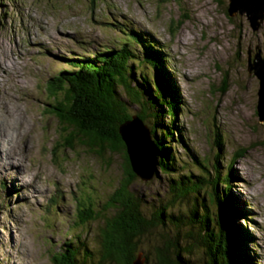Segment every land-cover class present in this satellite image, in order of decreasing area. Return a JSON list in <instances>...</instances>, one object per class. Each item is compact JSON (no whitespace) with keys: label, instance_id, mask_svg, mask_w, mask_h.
Masks as SVG:
<instances>
[{"label":"rangeland","instance_id":"obj_1","mask_svg":"<svg viewBox=\"0 0 264 264\" xmlns=\"http://www.w3.org/2000/svg\"><path fill=\"white\" fill-rule=\"evenodd\" d=\"M228 6L229 0H0V138L21 144L10 158L0 150V185H7L6 190L0 186V264H52L53 255L74 236L91 254L85 260L82 246L80 264L99 262L102 224L76 227L77 206L90 198L95 210L107 216L103 208L122 179V160L113 155L100 159L80 147L56 148L60 127L48 112L46 88L58 74L73 71L72 57L92 59L129 44L142 59V47L150 43L164 56L182 101L174 124L165 107L159 121L173 134L169 145L176 171L138 180L131 191L151 209L150 218L154 208L171 200L172 179L211 181L218 169L222 183L233 175L230 195L246 217L235 222L251 239L244 250L256 264H264V122L257 113L259 81L248 72L249 53L252 59L258 52L264 55V20L254 31L246 14L230 18ZM134 70L137 89L144 84L138 76L150 78L155 71L143 64ZM128 105L132 116L140 110ZM240 151L244 158L231 164ZM211 191V184H204L199 195L172 211L189 217L188 209L205 199L216 214ZM172 229L178 235L171 225L143 238L142 264H154L155 250ZM184 231L179 232L185 238ZM194 252L191 264H207L206 255Z\"/></svg>","mask_w":264,"mask_h":264},{"label":"trees","instance_id":"obj_2","mask_svg":"<svg viewBox=\"0 0 264 264\" xmlns=\"http://www.w3.org/2000/svg\"><path fill=\"white\" fill-rule=\"evenodd\" d=\"M134 40L138 41L136 37ZM154 47L151 43L143 46L142 59L129 44L124 45L121 51L97 53L92 59L72 57L68 61H71L73 71H64L48 82L46 90L51 100L48 112L57 118L60 127V141L56 148H85L100 159L113 155L119 157L123 165L122 179L103 208L108 212L107 216L95 210L90 198L80 199L75 226L84 227L101 222L98 233L101 253L99 262L95 264H135L142 251L143 238L157 228L169 227L171 230V225L176 228L178 235H174L172 229L171 235L163 237V246L154 252V264H191L189 257L195 254V249L207 256V264H256L244 250L245 242L251 241L250 236L235 222L245 216L235 206L236 200L230 195L233 175L225 176L222 183L218 169H215L211 181L203 177L194 180L186 177L185 181L184 177L179 181L172 179L171 200L154 208L150 218L147 212L151 209L147 210L141 198L131 191V187L141 178L132 167L122 126L135 117L143 124L150 120L155 122L148 130L158 151V171L164 174L176 171L175 155L169 145L173 134L169 127L159 121L164 116L165 107L171 119L170 124H174L181 99L176 86L175 89L170 83L164 56ZM140 64L152 67L155 71L150 78L148 74H140L138 78L144 84L137 89L132 86L138 75L134 66ZM129 103L140 109L134 116L128 113ZM216 144L221 151L223 143L220 135ZM244 153L240 151L231 164L244 158ZM156 176L158 173L154 178ZM206 183L212 187L208 196L217 208L216 214H211L205 199L200 205L195 203L188 209L189 217L186 213L175 214L172 211L176 209L174 206L185 203L190 196L199 195ZM220 183L225 187L221 193L217 189ZM2 188L5 190L6 185L2 184ZM195 200L198 201V198ZM182 228L186 232L185 238L179 232ZM82 246L86 251L85 260H91V254L81 237L74 236L65 244L63 251L53 255L52 264H80L78 256Z\"/></svg>","mask_w":264,"mask_h":264},{"label":"water","instance_id":"obj_3","mask_svg":"<svg viewBox=\"0 0 264 264\" xmlns=\"http://www.w3.org/2000/svg\"><path fill=\"white\" fill-rule=\"evenodd\" d=\"M228 12L230 17L246 14L252 29L258 31L264 20V0H229ZM248 61V72L253 73L259 81L257 113L260 122H264V55L258 52L252 59L249 53ZM145 128L136 117L122 126V135L129 146L132 167L143 181L151 180L159 172L158 151L149 130ZM138 259L135 264H142L140 257Z\"/></svg>","mask_w":264,"mask_h":264},{"label":"bare ground","instance_id":"obj_4","mask_svg":"<svg viewBox=\"0 0 264 264\" xmlns=\"http://www.w3.org/2000/svg\"><path fill=\"white\" fill-rule=\"evenodd\" d=\"M115 39V38H114ZM15 67V66H14ZM7 68V67H6ZM5 68V69H6ZM2 124V123H1ZM3 131V130H2ZM0 133H1V131H0ZM24 134H26V133H24ZM23 136V135H22ZM27 136V135H26ZM8 137V136H7ZM6 136L5 137H2V138H0V150L3 152V155H7L9 158L11 157V154L14 152L13 150H17L20 146H21V144H19V142H10L9 140H8V138H7ZM25 137V136H24ZM14 138V137H13ZM12 138V139H13ZM3 139V140H2ZM22 139V138H21ZM21 139H20V141H21ZM26 140V139H25ZM26 143V142H25ZM11 151H13L12 153H11ZM16 156L18 157V158H20L21 157V154H18V153H16ZM2 158V157H1ZM1 161V160H0ZM54 200V199H53ZM53 204H55V203H53ZM52 204V205H53Z\"/></svg>","mask_w":264,"mask_h":264}]
</instances>
